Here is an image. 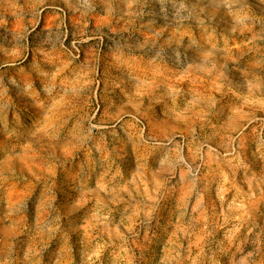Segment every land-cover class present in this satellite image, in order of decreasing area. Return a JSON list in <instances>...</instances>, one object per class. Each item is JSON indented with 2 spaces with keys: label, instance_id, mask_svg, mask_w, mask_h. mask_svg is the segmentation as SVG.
<instances>
[{
  "label": "rangeland",
  "instance_id": "rangeland-1",
  "mask_svg": "<svg viewBox=\"0 0 264 264\" xmlns=\"http://www.w3.org/2000/svg\"><path fill=\"white\" fill-rule=\"evenodd\" d=\"M0 254L264 264V0H0Z\"/></svg>",
  "mask_w": 264,
  "mask_h": 264
},
{
  "label": "bare ground",
  "instance_id": "bare-ground-1",
  "mask_svg": "<svg viewBox=\"0 0 264 264\" xmlns=\"http://www.w3.org/2000/svg\"><path fill=\"white\" fill-rule=\"evenodd\" d=\"M1 198H3V197H1ZM1 201H2V200H1ZM40 214H41V213H40ZM9 215H10V214H9ZM8 217H9V216H8ZM8 217H7V218H8ZM17 217H18V216H17ZM38 217H39V216H38ZM13 218H14V217H13ZM21 218H22V217H21ZM18 220H19V219H18ZM18 220H17V221H18ZM15 221H16V220H15ZM38 221H39V220H38ZM38 221H37V222H38ZM29 225H30V224H29ZM38 225H39V224H38ZM30 226H32V225H30ZM4 252H5V251H4ZM3 254H4V253H3ZM0 255H1V254H0ZM8 255H9V254H8ZM1 257H2V256H1ZM9 259H10V258H9Z\"/></svg>",
  "mask_w": 264,
  "mask_h": 264
}]
</instances>
